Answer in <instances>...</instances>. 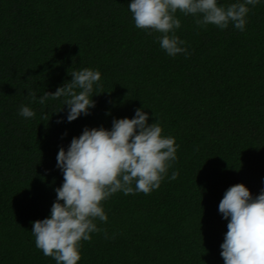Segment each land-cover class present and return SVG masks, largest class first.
Instances as JSON below:
<instances>
[{
  "label": "trees",
  "instance_id": "trees-1",
  "mask_svg": "<svg viewBox=\"0 0 264 264\" xmlns=\"http://www.w3.org/2000/svg\"><path fill=\"white\" fill-rule=\"evenodd\" d=\"M130 3L0 0V264H56L31 231L63 183L59 148L138 108L175 138L177 158L158 189L101 202L107 222L94 221L101 231L81 242L77 264H224V193L264 189V0L248 6L244 31L198 26L202 17L178 10L175 34L188 55L175 57L161 33L135 26ZM84 68L101 73L89 115L68 122L64 97L38 102ZM21 105L35 116H20Z\"/></svg>",
  "mask_w": 264,
  "mask_h": 264
},
{
  "label": "clouds",
  "instance_id": "clouds-1",
  "mask_svg": "<svg viewBox=\"0 0 264 264\" xmlns=\"http://www.w3.org/2000/svg\"><path fill=\"white\" fill-rule=\"evenodd\" d=\"M259 2L243 0L225 7L218 5V0H131L128 8L135 26L149 34L161 33V48L175 57L188 55L187 48L182 47L186 42L175 34L181 27L178 10L185 16L202 17L196 19L198 26L226 29L231 23L244 31L248 6L255 7ZM71 77L54 93L46 91L38 100L43 105L49 98L64 97L68 122L89 115L95 107L93 89L99 86L101 73L84 68L73 71ZM28 96L37 101L35 91L30 90ZM19 115L32 118L35 112L21 105ZM148 121V112L138 108L131 119H113L111 130L85 127L67 150L59 148L56 167L63 174V183L55 189L50 217L32 222L31 231L35 246L56 264H77L81 259V242L90 241L91 233L101 231L94 221L98 218L107 222L102 201L117 192L149 194L160 187L177 158L179 145L174 137L162 136L159 122ZM177 176L173 172L170 179ZM218 211L228 221L220 245L224 264H264V189L253 197L244 184L233 185L224 193Z\"/></svg>",
  "mask_w": 264,
  "mask_h": 264
}]
</instances>
